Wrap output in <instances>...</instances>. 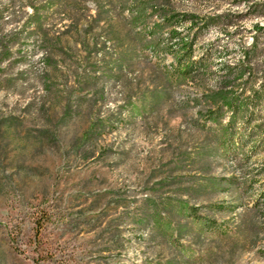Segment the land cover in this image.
<instances>
[{
	"label": "rangeland",
	"instance_id": "374dc122",
	"mask_svg": "<svg viewBox=\"0 0 264 264\" xmlns=\"http://www.w3.org/2000/svg\"><path fill=\"white\" fill-rule=\"evenodd\" d=\"M46 1L0 0V264H264V0Z\"/></svg>",
	"mask_w": 264,
	"mask_h": 264
},
{
	"label": "trees",
	"instance_id": "16d2710c",
	"mask_svg": "<svg viewBox=\"0 0 264 264\" xmlns=\"http://www.w3.org/2000/svg\"><path fill=\"white\" fill-rule=\"evenodd\" d=\"M64 1H66V0H47L46 4L49 5L51 2H54V3H58V6H62ZM46 4H42L41 7H39L35 4H32L34 12H33V15L31 17H32V19H34V21L36 23V30L40 34L43 31V28H42L43 26L41 23L42 17H41L40 9L45 8ZM186 52H188L187 57H185V54L182 55V57L179 58V61L177 63V71H178V74H180V75H189L191 72L195 71V69H199L201 66L204 65V61L201 59H195V60L193 59L192 60L191 44H189V50H187ZM225 106L227 107L226 110H224ZM225 106H224V104L218 105L215 109L210 111L211 114L208 117L213 121H219L225 115V111H233V112L236 111L235 106L231 105L228 102H226ZM193 215H196V214H193ZM206 223L211 224V222H208V221H206Z\"/></svg>",
	"mask_w": 264,
	"mask_h": 264
}]
</instances>
